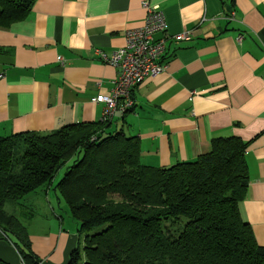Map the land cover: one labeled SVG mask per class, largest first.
I'll use <instances>...</instances> for the list:
<instances>
[{"label": "crops", "instance_id": "obj_1", "mask_svg": "<svg viewBox=\"0 0 264 264\" xmlns=\"http://www.w3.org/2000/svg\"><path fill=\"white\" fill-rule=\"evenodd\" d=\"M142 2L163 15L153 39L163 40L165 68L132 90L131 111L115 110L107 132L136 137L140 162L162 168L194 160L213 138L246 142L238 209L264 247V0H34L23 19L0 27V136L99 121L104 106L92 100L109 92L116 70L95 51L123 47L125 33L144 23ZM181 33L188 39H175ZM49 191L29 200L30 249L40 264H66L82 240L76 222L74 235L62 231L71 221L55 190V206L45 204ZM44 213L59 224L35 249L30 229ZM0 260L16 263L10 247Z\"/></svg>", "mask_w": 264, "mask_h": 264}, {"label": "trees", "instance_id": "obj_2", "mask_svg": "<svg viewBox=\"0 0 264 264\" xmlns=\"http://www.w3.org/2000/svg\"><path fill=\"white\" fill-rule=\"evenodd\" d=\"M33 1L0 0V27L23 19ZM108 126L99 120L0 136V249L10 247L18 261L0 264H40L24 223L34 216L30 198L48 189L82 235L66 264H264V247L238 209L248 184L246 142L213 138L192 161L149 167L137 138Z\"/></svg>", "mask_w": 264, "mask_h": 264}, {"label": "built area", "instance_id": "obj_3", "mask_svg": "<svg viewBox=\"0 0 264 264\" xmlns=\"http://www.w3.org/2000/svg\"><path fill=\"white\" fill-rule=\"evenodd\" d=\"M141 7L145 11L144 23L141 27L125 33V43L122 48L109 53L95 51L102 63L116 70V77L112 81L109 92L97 95L92 100L93 103L104 106L100 121H109L115 110L122 113L132 108V90L143 81L161 74L165 68L159 62V57L165 50L163 40L153 39L154 33L164 31L163 15L156 6H151L147 2H142ZM174 37L178 40L188 39L184 33ZM237 41H239L238 38Z\"/></svg>", "mask_w": 264, "mask_h": 264}, {"label": "rangeland", "instance_id": "obj_4", "mask_svg": "<svg viewBox=\"0 0 264 264\" xmlns=\"http://www.w3.org/2000/svg\"><path fill=\"white\" fill-rule=\"evenodd\" d=\"M62 171L63 170H60L57 175L55 176L53 182L56 183V181H58V179L60 178L61 174H62ZM54 194L56 195V197L58 198V201H59V204L64 208V211L66 212V218H68V220H70L71 222L69 224H65L62 228V231L64 232L66 229H68V234L69 235H74V226H73V223L72 222H75L74 220L71 219L69 213H68V210H67V207L65 206V204L63 203L62 199L60 198L59 194L57 193V191H54ZM29 196H31V194H28L24 197L22 203L23 204H26L28 202V198ZM110 199L114 200V201H119V197L115 196V195H111L109 197ZM48 199V200H47ZM47 199H45V204L47 206L51 205V206H55V200L53 199V192H52V189H50L48 195H47ZM3 209L7 212V213H10V208L8 207L7 204L4 205ZM62 217L65 218V216L61 213ZM41 223L39 224V227H36V225H34V227H32L30 229V233H31V236L33 237V240L31 243L33 245V247H37V243L41 241V239H39V237L42 236L43 233H46L47 234V237H48V241H49V244L51 243V241H53L55 239V237H53V234L55 233V231H57V228H56V224H59L58 221H54L49 215L48 213H44L43 216L41 217ZM22 222V221H21ZM54 223V225H52ZM27 223V222H26ZM25 224V223H24ZM78 229V227H77ZM27 231V230H26ZM28 232V231H27ZM79 238L81 239L82 235H78ZM11 237V236H10ZM12 239V238H10ZM82 243V241H81ZM82 248V246L80 245L79 243V246L78 248H75L77 249L78 251H80V249ZM49 249V248H48ZM46 249V250H48ZM11 252L15 255V252H13L11 250ZM5 255H7L6 252H4V257ZM16 257V256H15ZM39 259V257H37ZM16 262L17 259H16Z\"/></svg>", "mask_w": 264, "mask_h": 264}, {"label": "water", "instance_id": "obj_5", "mask_svg": "<svg viewBox=\"0 0 264 264\" xmlns=\"http://www.w3.org/2000/svg\"><path fill=\"white\" fill-rule=\"evenodd\" d=\"M227 11H229V10L227 9Z\"/></svg>", "mask_w": 264, "mask_h": 264}]
</instances>
